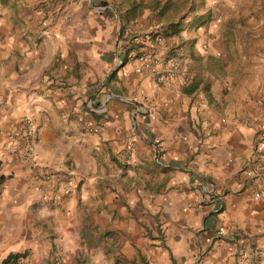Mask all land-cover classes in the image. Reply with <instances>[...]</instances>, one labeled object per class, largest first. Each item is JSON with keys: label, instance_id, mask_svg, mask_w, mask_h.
<instances>
[{"label": "crops", "instance_id": "crops-1", "mask_svg": "<svg viewBox=\"0 0 264 264\" xmlns=\"http://www.w3.org/2000/svg\"><path fill=\"white\" fill-rule=\"evenodd\" d=\"M102 1L0 0V264H264V64L189 22L190 83H156L124 28L159 12Z\"/></svg>", "mask_w": 264, "mask_h": 264}, {"label": "rangeland", "instance_id": "rangeland-1", "mask_svg": "<svg viewBox=\"0 0 264 264\" xmlns=\"http://www.w3.org/2000/svg\"><path fill=\"white\" fill-rule=\"evenodd\" d=\"M101 7L114 5L118 12L126 10L131 0H103ZM102 1V2H103ZM147 3L150 0H134ZM172 3L167 10L158 13V24L146 32L130 33L132 29L124 28L129 36L142 35L147 32H159L169 23H178L184 28L199 14L210 12L209 25L218 28L222 36L218 46L228 48L227 60L231 63V72H238L239 65L244 63L247 67L251 65L264 64V0H158ZM116 5V6H115ZM118 6V7H117ZM189 20V21H188ZM186 21H188L186 23ZM134 23H132L133 25ZM123 28V27H122ZM190 28H192L190 26ZM189 28V29H190ZM123 29H120L122 32ZM124 33V32H123ZM131 37V38H132ZM163 41L159 46L165 47L162 56L182 52L180 40L177 37L162 36ZM159 50V48H157ZM181 56V55H180ZM112 238L111 235L107 236ZM114 238V236H113Z\"/></svg>", "mask_w": 264, "mask_h": 264}, {"label": "built area", "instance_id": "built-area-1", "mask_svg": "<svg viewBox=\"0 0 264 264\" xmlns=\"http://www.w3.org/2000/svg\"><path fill=\"white\" fill-rule=\"evenodd\" d=\"M131 41L137 45L136 51L132 56L135 72L140 73L146 70L154 78V81L160 84L178 79L181 80L183 85L190 83L191 77L180 59V54L162 56L158 52L157 48L163 41L162 34L159 32H147L142 35L133 36ZM120 63L121 60H119ZM23 128L27 134L34 135L29 119L23 121ZM24 154L32 158L30 149H27ZM253 156L257 160L264 158V125L259 126L256 132V139L253 143ZM256 196L259 195L256 194ZM222 232V228L217 231L218 234H222ZM252 258L251 247L248 242L244 241L238 249L236 264H252ZM6 264L14 263L10 261Z\"/></svg>", "mask_w": 264, "mask_h": 264}, {"label": "trees", "instance_id": "trees-1", "mask_svg": "<svg viewBox=\"0 0 264 264\" xmlns=\"http://www.w3.org/2000/svg\"><path fill=\"white\" fill-rule=\"evenodd\" d=\"M102 4H104V1L101 2ZM173 5L172 3H167L164 2L163 4H160V2L158 0H150L147 3H143V2H137L134 0H131L129 2L128 7L125 10V16H126V20L132 19L134 17H136L143 9L145 8H149L150 10H157L158 12L161 10L162 12H164L165 10H167L169 8V6ZM211 13L208 11L205 14H199L197 16H195V18H193L192 20V26H194L195 28H198L206 23H208L210 21V15ZM182 26H180V22L178 23H169L163 30H162V36H166V37H177L179 36V34L182 32ZM172 56H174V53H171ZM1 181V178H0ZM9 261L6 260L3 264H6Z\"/></svg>", "mask_w": 264, "mask_h": 264}]
</instances>
